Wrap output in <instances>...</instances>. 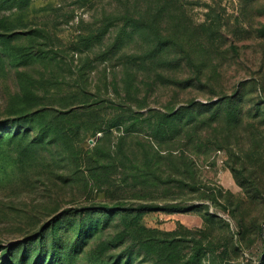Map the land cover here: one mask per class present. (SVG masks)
<instances>
[{"label": "rangeland", "instance_id": "rangeland-1", "mask_svg": "<svg viewBox=\"0 0 264 264\" xmlns=\"http://www.w3.org/2000/svg\"><path fill=\"white\" fill-rule=\"evenodd\" d=\"M157 7L164 8L160 28L165 36L192 43L198 59H209L205 76L213 81L217 93L231 95L243 87L244 97L240 102L245 114L243 123L231 135L222 131L223 127L221 133L213 128L215 125L208 127L203 133L210 138L208 142L194 137L187 149L193 153L189 184L155 181L156 186L134 177L151 165L142 154L149 140L146 130L127 135L126 147L133 153L134 162L124 158L122 164L119 159H110L111 145H118L120 131L115 130L110 141L101 142L105 159L102 165L106 166L103 172L82 173L74 155L57 146L27 152L28 140L36 135V130L25 140L3 145L0 148V255L5 248L22 243L42 227L49 228L51 221L68 208L103 204L136 207L153 203L160 209L146 212L141 223L147 228L176 232L175 238L184 240L179 246L184 253L194 244L192 236L199 237V230L206 225L203 214L209 211L219 217L211 237L218 240L233 235L236 248L225 255L222 249L210 252L202 264L260 262L264 245L252 223L262 224L264 231V193L258 199L247 198L232 167L246 164L248 174L254 178L256 169L264 162V112H256L258 104L264 106V0H31L28 4L21 0H0V34L17 33L13 42L16 50L46 49L56 57L48 62L51 64L42 61L16 64L0 47V121L45 106L67 110L80 105L77 95L80 86L100 92L105 98L119 99L116 90L124 96L127 71L120 57L148 54L153 49L151 43L137 36L124 46L119 56L101 60L96 59L97 53L112 45L118 27L109 26L106 37L93 52L77 53L76 42L92 26L104 28L110 19L122 21L137 9L148 10L146 20L150 22ZM163 68L158 62L155 66L148 64L132 80L138 86V98L131 99L145 107L141 110L144 113H154L150 111L179 101L204 100L210 95L209 91L195 87L180 91L169 82V78L194 74L187 67ZM81 71L82 85L78 81ZM162 74L167 77L163 79ZM184 143L164 144L163 153L172 151L180 155L186 149ZM94 144L92 139L85 143L86 147ZM170 165V160L161 158L151 166L165 174ZM259 182L264 186V172ZM219 189L235 195L233 205H226L225 198L214 199ZM124 229L122 217L116 216L68 264H107L105 255L121 254L131 243L130 238L124 237ZM67 237L73 238L74 232L70 231ZM114 238L120 240L112 243ZM134 264L165 263L156 257H139Z\"/></svg>", "mask_w": 264, "mask_h": 264}, {"label": "trees", "instance_id": "trees-1", "mask_svg": "<svg viewBox=\"0 0 264 264\" xmlns=\"http://www.w3.org/2000/svg\"><path fill=\"white\" fill-rule=\"evenodd\" d=\"M21 1L28 4L31 0ZM163 12V7H157L155 15L148 22L146 15L149 11L137 9L136 13L125 15L122 21L112 18L108 22L109 25L104 28L92 26L91 31L82 33L78 37L76 52L80 53L81 50L93 52L106 37L109 26L118 27L112 45L100 49L97 53L96 59L101 60L116 58L124 52V46L137 36L151 43L153 49L148 54L133 53L120 57L127 71L124 96L120 90H116L120 96L119 99L105 98L100 92H93L88 87L80 86V92L77 93L80 96V105H74L67 110L45 106L36 111L26 112L18 118L1 120L0 148L5 144L14 145L17 141L25 140L32 131L36 130V135L28 140L29 144L25 148L27 152L36 150L38 147L57 146L60 150L74 155L77 167H80L82 173L98 170L103 172L102 169L106 166L102 165L105 159H103L104 149L100 146L101 142L110 141L114 131H120L122 134L118 145H111L113 153L109 151L110 159H119L122 164L125 161H123L124 158L134 162L133 153L126 147L127 135L146 130L149 140L142 150L145 162L153 165L157 159L160 161L161 158H167L171 165L165 174L160 173L158 167L153 168L148 165L147 170L134 174V177L156 186L155 181L168 183L179 181L189 184L193 175L190 156L193 153L187 149L195 140L194 137L198 140L210 141V138L204 137L203 133H206L207 128L212 125H215L213 128L217 132L221 133V127H223L222 131L230 135L239 129L245 117L243 105L240 103L244 97L241 94L243 87L231 95L217 93L213 81L205 76L206 68L210 63L209 59H198L192 43L165 36L160 28V16ZM149 17H152V14ZM16 36L17 33L9 31L0 34V47L6 54L8 53L12 62L29 65L35 61L48 63L56 59L55 53H50L46 49L35 51L33 48L26 47L22 51L16 50L13 46ZM173 52H175L174 55ZM159 56L166 58L160 59ZM156 62L159 67H164L163 69L181 70L187 67L194 73L182 78L168 79L180 91L195 87L203 92L209 91L210 95L204 100L196 98L179 101L173 106L150 111L154 113H144L141 110L145 107L135 104V101L131 99L138 98V86L132 80L142 67L148 64L155 66ZM83 76L81 71L78 79L80 85L84 80ZM162 77L165 79L167 76L162 74ZM258 105L256 112H264V106ZM91 139L95 142L94 146L86 147L85 143ZM179 141L185 142L186 148L180 155L172 151L168 154L163 153L164 144ZM217 141L214 140V142ZM220 146L219 144L217 147ZM248 169L246 164L241 168L234 166L232 172L237 183L244 189L247 198L258 199L264 193L263 182H259L264 172V162L256 169L254 178L248 174ZM213 196L214 199L225 198L228 206L233 205L236 199L231 191L224 189H219ZM157 206V204L145 203L136 207L103 204L68 208L60 217L51 221L50 229L42 227L22 243L5 248L0 255V264H68L79 254L85 244L89 243L91 237L106 229L118 215L122 217L125 224L124 237L130 238L131 243L121 254L105 255L107 264H134L139 257L146 259L156 257L157 261L165 264H202L204 257L210 252L215 253L219 251L218 249H222L225 255L229 250L236 248L233 235H225L218 240L211 237L219 217L206 211L203 214L205 227L199 230V237L192 236L194 244L188 253H184V249L179 247L184 240L176 239V232L147 228L141 223L146 212L160 209ZM252 228L257 229V236L264 245L263 225L252 223ZM70 231L74 232L73 238L67 237ZM205 239H208V242ZM119 240L114 238L111 242L116 243ZM263 254L264 250L260 254V262L253 264H264V257L261 260Z\"/></svg>", "mask_w": 264, "mask_h": 264}, {"label": "water", "instance_id": "water-1", "mask_svg": "<svg viewBox=\"0 0 264 264\" xmlns=\"http://www.w3.org/2000/svg\"><path fill=\"white\" fill-rule=\"evenodd\" d=\"M263 257H264V254H263L262 257H261V260H262Z\"/></svg>", "mask_w": 264, "mask_h": 264}]
</instances>
